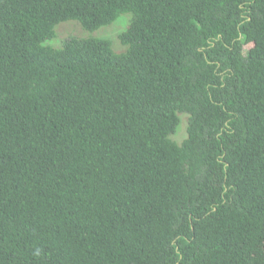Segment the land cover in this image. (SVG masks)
Returning a JSON list of instances; mask_svg holds the SVG:
<instances>
[{
  "label": "trees",
  "instance_id": "obj_1",
  "mask_svg": "<svg viewBox=\"0 0 264 264\" xmlns=\"http://www.w3.org/2000/svg\"><path fill=\"white\" fill-rule=\"evenodd\" d=\"M0 264H264V0H0Z\"/></svg>",
  "mask_w": 264,
  "mask_h": 264
},
{
  "label": "rangeland",
  "instance_id": "obj_2",
  "mask_svg": "<svg viewBox=\"0 0 264 264\" xmlns=\"http://www.w3.org/2000/svg\"><path fill=\"white\" fill-rule=\"evenodd\" d=\"M132 17L131 12H123L119 14L116 19L110 24L102 25L94 30H85L76 19H68L59 22L55 26V35L46 41L53 47H59L68 36L77 37H97L103 39H109L112 42V48L115 52H121L125 50V46L121 45L118 41V34L124 30ZM180 115V125L176 132L172 135V138L180 142L186 136V122L187 115Z\"/></svg>",
  "mask_w": 264,
  "mask_h": 264
}]
</instances>
